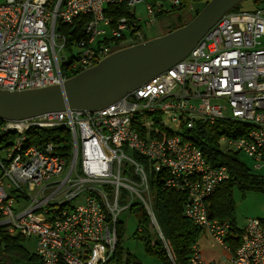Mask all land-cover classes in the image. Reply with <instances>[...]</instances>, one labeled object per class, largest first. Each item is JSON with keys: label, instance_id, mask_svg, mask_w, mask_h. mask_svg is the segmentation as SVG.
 <instances>
[{"label": "built area", "instance_id": "2783aa9c", "mask_svg": "<svg viewBox=\"0 0 264 264\" xmlns=\"http://www.w3.org/2000/svg\"><path fill=\"white\" fill-rule=\"evenodd\" d=\"M207 1L0 0V89L61 84L136 44L144 29L156 24V14L175 9L191 16ZM141 3L145 19L132 10ZM111 4H125L133 17L112 22L104 16ZM82 17L83 37L71 44L67 60L60 56L68 44L60 27ZM224 119L250 126L244 137L222 136L224 150L247 155L254 170L264 167V17L259 8L226 13L183 60L99 111L65 110L2 122L0 228L13 238H34L40 264H115L118 214L136 199L153 225L151 172L162 188L183 195L185 217L231 252L230 222L208 215V199L229 178L228 171L212 167L183 138L196 121L210 125ZM41 128L66 130L69 160L56 153L53 142L33 144L29 133ZM237 243L229 264H264L261 220L247 219ZM188 264L213 263L195 244Z\"/></svg>", "mask_w": 264, "mask_h": 264}, {"label": "trees", "instance_id": "16d2710c", "mask_svg": "<svg viewBox=\"0 0 264 264\" xmlns=\"http://www.w3.org/2000/svg\"><path fill=\"white\" fill-rule=\"evenodd\" d=\"M240 4L229 12L241 11ZM254 4L256 5V2ZM104 16L115 23L117 19L132 18L133 11L125 4H111L104 9ZM156 18L166 20L169 27L167 32L184 24V20L181 19L178 10L175 9H171L165 15L158 13ZM85 21L86 18L82 17L75 20L71 25L60 27V30L67 37L66 49L68 51L71 50V44L74 41L83 37L81 28ZM249 130L250 126L246 123L224 119L210 125L196 121L191 129L186 128L183 132V138L195 145L212 167L224 166L228 171L229 178L223 181L208 199V215L211 219L230 222L233 236L229 245L232 253L237 248V236L241 233V228L237 226L233 216L231 189L238 187L241 190H256L264 195V176L258 175L252 169H249L239 158L240 152L220 149L219 141L224 135L232 138L244 137ZM29 135L33 144L37 146L45 142L55 143L57 145L56 153L69 160L71 145L65 129L41 128L31 131ZM137 159L142 160L139 157ZM142 162L146 169L145 161ZM147 173L150 206L161 231L163 242L156 238L153 244L150 243V237L155 233L154 228L145 208L139 203L137 206L133 204L129 209L130 212L138 216V225L145 228V230H142L138 226L136 236L143 240L146 249L151 254L158 257V264H188L191 248L201 238L203 229L194 225L191 220L185 217L183 213V195L171 188H162L158 183L157 176L151 172ZM148 227H150V231L147 230ZM121 230L122 224L117 222V245L113 261L115 264H134L135 258L133 256L122 254L120 248ZM152 231L153 233H151ZM22 240L24 239L21 237L13 238L9 236L3 228H0V255L6 257L9 264H40V260L35 254H30L24 249ZM212 263L215 264L214 261Z\"/></svg>", "mask_w": 264, "mask_h": 264}, {"label": "water", "instance_id": "95a60500", "mask_svg": "<svg viewBox=\"0 0 264 264\" xmlns=\"http://www.w3.org/2000/svg\"><path fill=\"white\" fill-rule=\"evenodd\" d=\"M243 1L208 0L182 26L115 50L61 84L24 90L0 89V122L65 110L99 111L183 60L223 15ZM153 225L161 235L154 217Z\"/></svg>", "mask_w": 264, "mask_h": 264}, {"label": "rangeland", "instance_id": "374dc122", "mask_svg": "<svg viewBox=\"0 0 264 264\" xmlns=\"http://www.w3.org/2000/svg\"><path fill=\"white\" fill-rule=\"evenodd\" d=\"M263 5V3H262ZM203 6V5H202ZM201 6V7H202ZM200 7V8H201ZM251 1L246 0L240 4L241 11H246L251 8ZM264 9V5H263ZM132 10L135 13L136 18H146L145 4L141 3L136 5ZM180 14V13H179ZM194 16V14H192ZM191 16H186L180 14L181 19L189 20ZM264 17V11H263ZM169 27L165 19L156 20V24L148 26L144 29L147 35V39H151L167 33ZM71 52L64 48L60 52V56H64L67 60L70 59ZM226 143L224 141H219L220 149H224ZM239 158L245 163V165L254 171V173L264 176V167L258 170L253 169V161L245 154L240 153ZM129 172V176H131ZM123 191V189H121ZM231 197L233 201V216L235 222L239 228L244 227L246 220L253 218L261 220L264 223V195L260 191L256 190H241L238 187H233L231 189ZM138 202L136 199L133 200L132 205ZM118 222L122 224L121 237H120V248L123 255L129 254L135 258L134 264H158V257L151 254L145 247L142 239L136 236L138 226L140 229L145 230L144 226L138 225V216L130 212L129 209L122 211L118 214ZM154 232L150 237V243L153 244L155 239L158 238L162 240V234L157 231L153 226ZM150 231V227L147 228ZM161 232V231H160ZM141 236V235H139ZM22 245L24 249L30 253L35 252V240L31 238L29 240H22ZM199 251L203 259L208 262H215V264H229V259L232 257V253L225 251L221 246L211 241L209 235L202 231L201 238L197 242ZM0 264H9V260L6 257L0 255Z\"/></svg>", "mask_w": 264, "mask_h": 264}, {"label": "crops", "instance_id": "0c3cea01", "mask_svg": "<svg viewBox=\"0 0 264 264\" xmlns=\"http://www.w3.org/2000/svg\"><path fill=\"white\" fill-rule=\"evenodd\" d=\"M251 1V8L249 9V10H253V9H256V8H259V9H261L262 10V14H263V11H264V9H263V5H264V2H261L260 4H254V2H255V0H250ZM262 3H263V5H262ZM255 6V7H254ZM186 16H187V14H186Z\"/></svg>", "mask_w": 264, "mask_h": 264}, {"label": "flooded vegetation", "instance_id": "af4514ba", "mask_svg": "<svg viewBox=\"0 0 264 264\" xmlns=\"http://www.w3.org/2000/svg\"><path fill=\"white\" fill-rule=\"evenodd\" d=\"M144 40H147V35H146L145 32L140 36V38H139L137 41H138V42H141V41H144ZM138 42H137V43H138Z\"/></svg>", "mask_w": 264, "mask_h": 264}]
</instances>
